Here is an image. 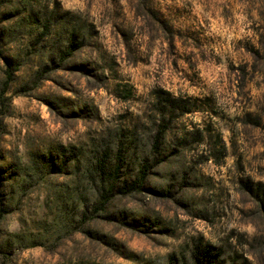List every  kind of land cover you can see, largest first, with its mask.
Segmentation results:
<instances>
[{
    "label": "rangeland",
    "instance_id": "374dc122",
    "mask_svg": "<svg viewBox=\"0 0 264 264\" xmlns=\"http://www.w3.org/2000/svg\"><path fill=\"white\" fill-rule=\"evenodd\" d=\"M0 264H264V0H0Z\"/></svg>",
    "mask_w": 264,
    "mask_h": 264
},
{
    "label": "trees",
    "instance_id": "16d2710c",
    "mask_svg": "<svg viewBox=\"0 0 264 264\" xmlns=\"http://www.w3.org/2000/svg\"><path fill=\"white\" fill-rule=\"evenodd\" d=\"M50 31V25H45V30L44 32H42V34L44 33H49ZM69 51V52H68ZM66 55H71L72 50L70 49V47H68V50H66ZM102 162H100L98 164V168L101 171L100 177H102L103 182L107 181L108 182V189H107V193L106 196H104V200H107L108 198L111 197V193L113 188L115 187V182L118 178V173L120 171V164H114L113 168H108L107 165H105L104 162H106L105 159H101ZM147 173V165H144V170L141 172L139 176V178L137 180H135L134 185L136 186H140L141 182L143 181V179H145V174ZM103 204V202L101 203Z\"/></svg>",
    "mask_w": 264,
    "mask_h": 264
}]
</instances>
